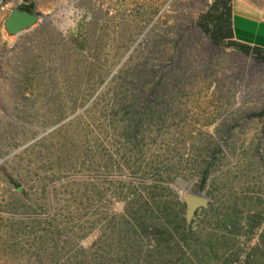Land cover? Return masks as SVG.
<instances>
[{
  "label": "rangeland",
  "instance_id": "374dc122",
  "mask_svg": "<svg viewBox=\"0 0 264 264\" xmlns=\"http://www.w3.org/2000/svg\"><path fill=\"white\" fill-rule=\"evenodd\" d=\"M214 1L36 0L9 37L0 0V264H264V63L213 44ZM263 19L235 0L239 41Z\"/></svg>",
  "mask_w": 264,
  "mask_h": 264
},
{
  "label": "trees",
  "instance_id": "16d2710c",
  "mask_svg": "<svg viewBox=\"0 0 264 264\" xmlns=\"http://www.w3.org/2000/svg\"><path fill=\"white\" fill-rule=\"evenodd\" d=\"M35 2L36 0H24L18 8L30 13H34ZM233 5L234 0H215L209 10L201 16L199 20L200 27L216 46L232 47L242 54L252 55L257 62L264 63L263 47L250 46L235 40L236 36L233 27ZM7 35L9 37H14L8 33ZM252 117H264V110L258 114H253ZM207 178L208 177L206 175L201 186L202 189L206 186ZM202 210L208 211L206 209ZM263 217L264 214H257L255 220L252 224H250V226L254 228L261 225L264 220ZM186 227L189 228L187 224ZM240 230V223L234 224L232 232L236 233Z\"/></svg>",
  "mask_w": 264,
  "mask_h": 264
},
{
  "label": "water",
  "instance_id": "95a60500",
  "mask_svg": "<svg viewBox=\"0 0 264 264\" xmlns=\"http://www.w3.org/2000/svg\"><path fill=\"white\" fill-rule=\"evenodd\" d=\"M37 13H30L15 7L6 18L5 29L11 36H20L31 30L33 26L41 22ZM182 199L186 203V223L191 226L200 209L208 210L211 207V199L206 192L184 191Z\"/></svg>",
  "mask_w": 264,
  "mask_h": 264
},
{
  "label": "crops",
  "instance_id": "0c3cea01",
  "mask_svg": "<svg viewBox=\"0 0 264 264\" xmlns=\"http://www.w3.org/2000/svg\"><path fill=\"white\" fill-rule=\"evenodd\" d=\"M23 1H24V0H13V3H14L17 7H19ZM234 2H235V0H234ZM263 20H264V19H263ZM235 36H236V35H235ZM235 40L239 41V40L237 39V36L235 37ZM239 42H241V43H243V44L250 45V46H254V45H252V44H249V43H246V42H243V41H239Z\"/></svg>",
  "mask_w": 264,
  "mask_h": 264
},
{
  "label": "flooded vegetation",
  "instance_id": "af4514ba",
  "mask_svg": "<svg viewBox=\"0 0 264 264\" xmlns=\"http://www.w3.org/2000/svg\"><path fill=\"white\" fill-rule=\"evenodd\" d=\"M34 13H36V12H34Z\"/></svg>",
  "mask_w": 264,
  "mask_h": 264
}]
</instances>
